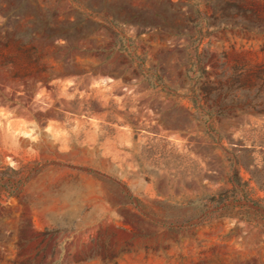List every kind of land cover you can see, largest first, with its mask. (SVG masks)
<instances>
[{
  "label": "rangeland",
  "instance_id": "374dc122",
  "mask_svg": "<svg viewBox=\"0 0 264 264\" xmlns=\"http://www.w3.org/2000/svg\"><path fill=\"white\" fill-rule=\"evenodd\" d=\"M6 168L0 264H264V0H0Z\"/></svg>",
  "mask_w": 264,
  "mask_h": 264
},
{
  "label": "trees",
  "instance_id": "16d2710c",
  "mask_svg": "<svg viewBox=\"0 0 264 264\" xmlns=\"http://www.w3.org/2000/svg\"><path fill=\"white\" fill-rule=\"evenodd\" d=\"M203 38H200L202 40ZM7 172H11L13 174H17V171L11 168L6 169H0V183L3 182V184H0L3 189H11L13 187H19L21 188L25 185V182L28 180V178H17L6 176ZM18 192H8L7 197L15 195ZM238 197V198H237ZM130 201H132L136 206H140L141 203L139 200L133 198L132 196H129L128 198ZM208 202L212 205V207L208 208V212L205 215V217H208L205 221L201 220L200 223H207L211 220L220 218V217H231L233 214V211L235 208H244L248 211L258 212L262 209L258 201H253L250 198H248V195L246 192H224V193H217L211 197L208 198ZM250 206V207H249Z\"/></svg>",
  "mask_w": 264,
  "mask_h": 264
}]
</instances>
